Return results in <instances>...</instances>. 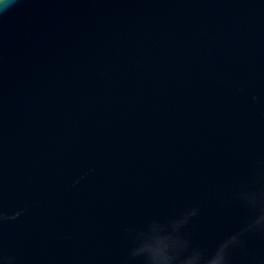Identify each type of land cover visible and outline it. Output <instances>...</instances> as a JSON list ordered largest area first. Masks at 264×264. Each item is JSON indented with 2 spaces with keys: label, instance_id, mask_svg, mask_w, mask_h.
<instances>
[{
  "label": "water",
  "instance_id": "obj_1",
  "mask_svg": "<svg viewBox=\"0 0 264 264\" xmlns=\"http://www.w3.org/2000/svg\"><path fill=\"white\" fill-rule=\"evenodd\" d=\"M264 264V0H13L0 13V264Z\"/></svg>",
  "mask_w": 264,
  "mask_h": 264
},
{
  "label": "clouds",
  "instance_id": "obj_2",
  "mask_svg": "<svg viewBox=\"0 0 264 264\" xmlns=\"http://www.w3.org/2000/svg\"><path fill=\"white\" fill-rule=\"evenodd\" d=\"M13 3V0H0V13H3L5 9L9 8ZM186 264H198L199 257L190 252L188 255L184 256ZM163 264H170V262L165 259ZM213 264H228L227 254H223L218 260H214Z\"/></svg>",
  "mask_w": 264,
  "mask_h": 264
}]
</instances>
